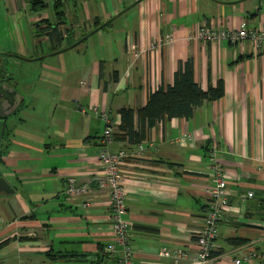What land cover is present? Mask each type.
<instances>
[{
	"label": "crops",
	"instance_id": "1",
	"mask_svg": "<svg viewBox=\"0 0 264 264\" xmlns=\"http://www.w3.org/2000/svg\"><path fill=\"white\" fill-rule=\"evenodd\" d=\"M243 22L264 28V0H0V71L23 99L0 148L14 189L0 193V242L7 241L0 264L118 263L105 254L114 233L109 191L98 186L104 115L117 132L120 109L144 107L188 58L199 86L222 81L223 97L191 118L157 124L139 144L109 146L127 153L132 264H192L214 183L213 151L230 198L213 264H264V52L246 40L196 36ZM167 35L174 41L155 45ZM70 178L91 195L69 197ZM164 249L189 256L175 261Z\"/></svg>",
	"mask_w": 264,
	"mask_h": 264
},
{
	"label": "built area",
	"instance_id": "2",
	"mask_svg": "<svg viewBox=\"0 0 264 264\" xmlns=\"http://www.w3.org/2000/svg\"><path fill=\"white\" fill-rule=\"evenodd\" d=\"M196 36L204 41H212L217 39L228 40L232 43L239 41H249L252 43L256 51L264 52V28H248L243 22L239 27L231 30H223L220 32L200 28L196 32ZM174 41L172 35H167L155 42V45H163ZM107 126L102 134L100 143L101 150L99 154L100 174L98 176V186L107 188L110 197V219L114 233V240L105 248V254L108 257L117 259V264H132L133 247L131 244V221L125 218L127 214L125 182L126 178L123 174L122 167L127 159V153L124 150L112 152L109 149L113 142V127L109 119L104 115ZM140 150L143 145H139ZM211 161L213 163V181L214 183L207 187L206 193L210 197V202L204 219V224L197 234L198 253L192 257V264H213L216 257L213 255V248L218 236V224L223 218V214L230 209V198L227 192V178L220 167L216 153H211ZM91 188L87 185H78L75 178L68 180L65 193L71 197L82 195H91ZM253 193H248L246 197H251ZM90 199L85 203L90 205ZM163 257H172L175 261L188 258V253L182 250L170 252L164 249L161 252ZM236 264H240L241 260L237 259Z\"/></svg>",
	"mask_w": 264,
	"mask_h": 264
},
{
	"label": "trees",
	"instance_id": "3",
	"mask_svg": "<svg viewBox=\"0 0 264 264\" xmlns=\"http://www.w3.org/2000/svg\"><path fill=\"white\" fill-rule=\"evenodd\" d=\"M40 1H34V3ZM99 23L95 27H98ZM51 29V26H47ZM55 30V29H54ZM54 39L53 35H50ZM59 48L55 47V49ZM8 77L0 71V80L6 81ZM224 95L222 81L216 86H210L207 90L202 89L195 81L194 64L191 58L181 61L174 74L173 84L150 93L147 103L141 109L134 111L131 108L120 109L121 123L117 132L113 131V138L120 141H128L130 144H139L146 137L148 130L161 122L173 118H191L196 108L205 103L213 102ZM136 117L138 119L137 126ZM235 243H241L235 240ZM7 241L0 242V249ZM214 255V250H213ZM55 257L65 258L67 255L56 254Z\"/></svg>",
	"mask_w": 264,
	"mask_h": 264
},
{
	"label": "water",
	"instance_id": "4",
	"mask_svg": "<svg viewBox=\"0 0 264 264\" xmlns=\"http://www.w3.org/2000/svg\"><path fill=\"white\" fill-rule=\"evenodd\" d=\"M130 8L127 7L123 11H121L118 15L122 14L126 10ZM118 15L112 17L107 22L101 24L96 29H94L89 34L85 35L82 39L79 41L73 43L72 45L62 48L58 51H55L53 54L63 52L65 50H68L77 44L81 43L83 40H85L88 36L93 34L94 32H97L101 30L104 26L109 24L113 19H115ZM23 99L20 95V93L12 86H10L7 82L0 80V148L2 145L3 137L5 134V131L7 130L8 126V118L11 116L14 112L17 111L18 107L22 103ZM1 155V154H0ZM1 164V161H0ZM14 192V189L10 185V183L7 181V179L4 177L2 169L0 167V193L5 194H12ZM104 256L101 258V262L104 261Z\"/></svg>",
	"mask_w": 264,
	"mask_h": 264
},
{
	"label": "rangeland",
	"instance_id": "5",
	"mask_svg": "<svg viewBox=\"0 0 264 264\" xmlns=\"http://www.w3.org/2000/svg\"><path fill=\"white\" fill-rule=\"evenodd\" d=\"M72 44H73V43H72ZM70 45H71V44H70ZM68 46H69V45H68ZM68 46H67V47H68Z\"/></svg>",
	"mask_w": 264,
	"mask_h": 264
}]
</instances>
